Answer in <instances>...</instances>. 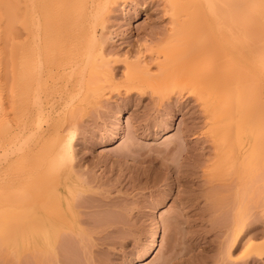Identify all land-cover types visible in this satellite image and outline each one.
Returning a JSON list of instances; mask_svg holds the SVG:
<instances>
[{
  "label": "rangeland",
  "instance_id": "rangeland-1",
  "mask_svg": "<svg viewBox=\"0 0 264 264\" xmlns=\"http://www.w3.org/2000/svg\"><path fill=\"white\" fill-rule=\"evenodd\" d=\"M19 4L34 6L36 14L31 21L17 22L10 37L2 36L3 95L9 100L17 97L19 78H10V66L19 70L21 46L31 43L25 25L33 26L27 29L36 36L34 48H44L40 37L53 20L66 26L84 21L114 44L135 42L128 59L132 75L144 42L210 43V55L199 57L196 69L208 68L213 75L216 70V76L220 71L221 77L214 80L219 78L216 83L227 90L205 97L195 87L184 92L190 100L183 102L176 100L175 85L150 86L120 78L107 88L105 99L79 104L64 93H53L52 104L28 115L43 128L51 115L65 123L61 140L71 139L72 160L57 151L59 135L19 134L9 132V124L2 125L0 264H36L37 253L40 264H256L254 259L264 264V10L245 5L235 12L216 6L202 17L209 28L198 30L195 15L175 12L172 0H109L105 10L95 7V0ZM219 10L228 12L222 20L220 15L213 18ZM52 12L55 16L46 18ZM152 54L147 46L142 48L148 62ZM90 55L91 63L99 61L96 52ZM46 60L42 55L37 94L50 92L51 82L42 73ZM114 66L123 72L126 68L121 61ZM156 69L152 65V73ZM128 95L136 100H127ZM119 116L123 119L117 129ZM237 150L242 155L235 161ZM70 167L75 176L67 173ZM238 176L243 181L235 190ZM38 203L55 223L40 251L33 230ZM233 221L241 229L248 223L254 224L248 229L256 226L252 244L259 250L243 240L227 253ZM155 228L160 230L158 247L143 256ZM64 235L67 245L53 249Z\"/></svg>",
  "mask_w": 264,
  "mask_h": 264
},
{
  "label": "bare ground",
  "instance_id": "bare-ground-1",
  "mask_svg": "<svg viewBox=\"0 0 264 264\" xmlns=\"http://www.w3.org/2000/svg\"><path fill=\"white\" fill-rule=\"evenodd\" d=\"M44 2L49 5L51 4V2H53V0H44ZM19 3L20 0H0V127L4 124H9L10 127L8 131L19 134L22 133L32 135L35 133L42 134L46 132H52L56 135H59L60 138L57 139L58 144L56 149H58L57 151L62 155V157L67 160H72L73 154L70 142L71 139L69 138L67 141L61 140V134L66 128V126H64L65 123H57L55 121L57 119H54L55 117L51 115L48 117L46 127L43 128L41 124L36 122L34 116L28 115V113L32 110L42 109L43 107H45V105L50 104L53 93H64L70 100L75 101L79 104L95 99H105V96L107 95V88L115 85L117 83L116 81L120 78H124V81L144 82L150 84V86L157 85L159 87H166L167 85L171 84L175 85L178 87L179 90L178 97L176 100L183 102H188L190 100L189 97H187V93L184 92H188V90H193L195 87L201 88L199 90L201 91L202 96L205 97L207 95L208 97L211 96L212 93L214 95L215 91L218 93V96L220 93L223 94L225 92V84L221 83L220 85L216 83V81H221L219 80V78L221 77L219 76V73L221 74L220 71H218V76H216V70L213 71V75L212 72L208 70V68H205V70H198L199 68L196 69L198 58H201V56L210 55V46H208L210 44L209 42V44L207 45L204 42L198 40L197 42L193 39H189L186 43H178L177 41H175V43H171V41H174L169 39H158L156 41L144 42L143 44L139 45L140 47L138 51L140 53L139 56H137L136 60V67L138 70L135 72L134 75H132V72L129 71V68L131 67V62H129L128 59L130 57V53L133 52V50L131 49L136 46L135 42L134 44L132 42L126 45L118 43L114 44L108 41L110 40L109 37L103 36L102 34L98 36L97 32L95 30L93 31L92 29H90L88 27V24L84 21L77 20L76 22L66 26L63 22L53 20L50 21V25L44 30L42 36L40 37L44 41L43 45H40H42L44 48H41L38 45H36L37 47L34 48L33 39H35L36 36L31 32V30L29 31L27 29L33 28V26L28 27V25H25V31L28 36V39H31V43L29 44V46H21L22 50L19 53V70L16 69L15 64H12L10 66V78L15 80L18 77L19 78L17 97L15 96L16 98H11L9 100L3 95L6 82L5 77L3 78L2 76V36L4 34L5 36L10 37L12 32L14 31V26L17 22H27L29 19L31 21L35 18L36 14L34 6H31V8L28 6H24L22 7V9ZM172 3L174 5H172L173 8H171L175 10V12H177L178 10L182 13L195 15V18H197L198 20V30L200 26L208 27L207 19H204L202 21V17L207 12H211L214 7L217 8L216 6H219V8L222 7L223 10L224 7L227 10L230 8H234L235 12H237L241 8H244L245 5L256 6L259 9L264 10V0H172ZM108 4L109 0H95V7H100L103 10L107 8ZM225 13L228 12H222L219 10V12L214 13L213 18L217 19V17H219L220 15L219 18L220 20H222L225 18L222 17L223 15H226ZM54 16L55 14L52 12L47 14L46 18L52 19ZM200 21H202V23H200ZM202 29L201 31H203ZM207 31L208 30H206V32ZM201 43H204L206 46L202 45ZM145 46H147L150 50L153 51V54L151 55V60L149 62L145 58H143V56H141L142 48ZM211 49H213V47ZM93 52H96L99 56V61L97 63L90 62V54H92ZM9 53L10 55L12 54L11 48L9 49ZM44 54H46L47 60L46 67L44 68V71L42 70V73L43 75L47 76V78L50 80L51 87L49 88L50 92H45L44 94H37L39 91H37L36 89V84L42 78L41 69L39 72L37 70L38 67L42 64L41 56ZM122 55L123 59L120 60L118 56ZM246 60L247 59L245 58L244 61ZM120 61L123 62L126 66L124 72L121 71L118 66H114ZM152 65L157 68L156 73H152L154 72L151 70ZM198 67L200 66L198 65ZM215 76L219 77L216 81L214 80L216 78ZM213 80L215 81L216 85L214 84ZM222 82L225 83V80H223ZM127 100L133 101L136 99H134L132 95H128ZM122 119L123 117L119 116L118 120L116 121L117 129L121 127ZM253 120L254 118L251 120V124ZM11 121H13V123H11ZM237 121L239 123V120ZM255 124L256 121L254 123V126ZM239 125L241 126L242 122L241 124L239 123ZM254 126L252 128L255 129L254 131H256L257 128H254ZM235 128L238 131L239 127L236 126ZM253 129L250 131L253 134L249 132L252 135L250 136V141H252L251 137L254 136ZM239 130H241V128H239ZM229 132L230 131H228V134H230ZM241 134L242 132H240V135ZM255 148L256 146L254 147V150ZM235 152V158H233L235 159V161H238V159L242 155L241 150H237V153ZM242 153L244 152L242 151ZM67 173L70 176L76 175L74 168L72 167L68 168ZM240 178V176L235 178V190H239V188H241L240 186L243 180L241 181ZM230 187L231 186L229 184V188ZM49 209L50 208H48V210ZM34 212L35 215L33 214V230L35 231V248L37 249V251H40L39 249L43 247V245L40 246V244H43V240L49 237L47 235V232H49V228H52V230H54L55 223L53 222L54 219H52V216L50 215L49 211H47L46 214H43L41 205H39V203ZM56 225H58V223ZM248 225L250 226L254 224L248 223ZM243 226L244 229L245 227H247V230L241 229L243 228L242 225L234 223V230H232V235L234 236L231 237L232 242L230 243V246L228 248L229 252L227 251L229 255L231 252L230 250H236V247L241 243V241L243 242V240L248 243L250 249L258 247V249L256 250H259L258 244L257 247L255 244H252V241L254 242L253 239H255L257 236L256 233L252 232L256 229V226L252 227L251 229H248L249 226L245 224ZM52 236L54 235L52 234ZM66 237L67 235L63 236V238H65L64 241H62L63 239H59L60 241L56 240L55 242L53 240L55 244V247L53 249L59 246L60 243H62L61 247L64 248L63 245H67L68 243ZM159 237L160 230L158 228H155L152 233V240L148 245L146 251L143 253V256H146L147 254H150L156 250V248L158 247ZM246 247L247 246H245V248ZM59 248L57 247L56 249L60 250L61 248ZM57 252L53 253V257L56 259L58 258L57 256H55ZM58 253L60 254V252ZM60 255L63 258L67 257L65 256V253L64 255ZM34 259H36V264H40L42 257L39 253H37V256H35ZM259 259L261 260V258ZM254 260L253 263L256 264L259 261Z\"/></svg>",
  "mask_w": 264,
  "mask_h": 264
}]
</instances>
